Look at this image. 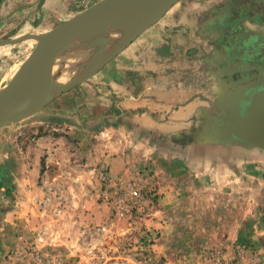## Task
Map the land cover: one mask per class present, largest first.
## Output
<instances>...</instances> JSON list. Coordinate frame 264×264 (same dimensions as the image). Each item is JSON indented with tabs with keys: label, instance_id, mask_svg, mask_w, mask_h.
Returning a JSON list of instances; mask_svg holds the SVG:
<instances>
[{
	"label": "rangeland",
	"instance_id": "obj_1",
	"mask_svg": "<svg viewBox=\"0 0 264 264\" xmlns=\"http://www.w3.org/2000/svg\"><path fill=\"white\" fill-rule=\"evenodd\" d=\"M35 42L22 41L11 48L20 55L14 61L24 60ZM0 61L1 77L11 58L1 56ZM56 100L46 107L54 115L42 111L9 125H22L25 134L19 147L15 139L7 140L0 170V264H264V149L215 141L216 137H156L159 150L144 146L127 167L115 171L106 156L113 150L106 145L111 136L98 130L94 137L81 125V152L69 161L78 168L57 175L60 183L51 175L55 179L43 201L49 153L42 151L39 140L48 132H60L53 129ZM193 126L198 132L196 123ZM72 177L78 180L73 183ZM173 177L183 182L170 185ZM118 178L125 184L116 188L112 180ZM184 180L192 182L187 185ZM130 184L139 186L141 194H128L131 210L119 216L109 197L117 190L125 192ZM177 192L180 199L165 205L173 208L171 216L159 218L161 200ZM167 222L170 232L164 228ZM198 222L202 232L195 231ZM108 225L113 228L109 240L98 234L100 229L108 232ZM81 227L92 230L82 233ZM69 242L82 245L85 249L79 252L86 251L89 261L70 257ZM161 242L166 255L157 252Z\"/></svg>",
	"mask_w": 264,
	"mask_h": 264
},
{
	"label": "crops",
	"instance_id": "obj_2",
	"mask_svg": "<svg viewBox=\"0 0 264 264\" xmlns=\"http://www.w3.org/2000/svg\"><path fill=\"white\" fill-rule=\"evenodd\" d=\"M98 1L0 0V41H4L0 43V60L1 56L11 58V65L7 64L5 75L0 77V86L13 78L34 50L17 63L14 60L20 55L11 48L28 40L36 41L35 48L38 40L33 35L53 29ZM102 36L112 41L110 32ZM124 39L125 33L113 47L109 46L111 41L106 47L99 42L95 46L96 57L100 51H117ZM257 79H264V0H180L159 21L126 42L72 94L69 90L57 98V125L53 129L60 132H48L39 140L42 151L49 153L42 200L48 198L55 179L51 175L55 174L56 183H60L58 176L65 169L78 168L69 161L80 155L81 125L94 137L98 130L111 136L106 145L114 151L106 155L108 165L121 170L144 146L149 151L159 150L156 137H218V121L234 103L238 86ZM46 111L54 115L53 110ZM194 123L198 127L196 133L192 131ZM9 127L0 130V170L7 140L11 143L15 139V146L19 147L18 140L25 134L22 125ZM177 167L180 169L181 165ZM169 169L175 172L174 166ZM72 178L73 183L78 180ZM180 182V178L173 177L169 184L177 186ZM191 182L184 180L187 185ZM180 196L178 192L164 196L156 213L159 218L171 216L173 208L166 209L165 205L173 206ZM191 197L195 200L196 195ZM197 226L195 231L204 230L199 222ZM171 227L168 222L164 226L169 232ZM106 229L108 232L100 229L98 234L109 240L113 228L108 225ZM91 230L80 228L82 233ZM66 245L74 260L89 261L86 251L79 252L85 249L82 245ZM157 252L166 255L164 242L157 245Z\"/></svg>",
	"mask_w": 264,
	"mask_h": 264
},
{
	"label": "water",
	"instance_id": "obj_3",
	"mask_svg": "<svg viewBox=\"0 0 264 264\" xmlns=\"http://www.w3.org/2000/svg\"><path fill=\"white\" fill-rule=\"evenodd\" d=\"M179 1L99 0L53 29L33 35L37 46L10 82L0 88V129L46 111L50 103L85 82L126 42L159 21ZM113 30H123L125 42L117 51H100L96 57V44L102 42L106 47L111 41L102 34ZM65 70L70 77L60 80ZM236 96L218 121L220 134L215 141L264 149V79L243 82Z\"/></svg>",
	"mask_w": 264,
	"mask_h": 264
},
{
	"label": "built area",
	"instance_id": "obj_4",
	"mask_svg": "<svg viewBox=\"0 0 264 264\" xmlns=\"http://www.w3.org/2000/svg\"><path fill=\"white\" fill-rule=\"evenodd\" d=\"M137 174H139V172ZM112 182L113 185H116V188L125 184V180L122 178H118L117 180L113 179ZM125 187L127 188L125 192L121 193L120 190H117L115 195L112 194L109 197L114 205L115 213L119 216H123L129 210H131L130 208H128L126 204V201L129 199L127 198V195L130 194L129 197L131 198V197H138L141 194V189L139 188V186L135 184H130L129 187L127 186Z\"/></svg>",
	"mask_w": 264,
	"mask_h": 264
},
{
	"label": "bare ground",
	"instance_id": "obj_5",
	"mask_svg": "<svg viewBox=\"0 0 264 264\" xmlns=\"http://www.w3.org/2000/svg\"><path fill=\"white\" fill-rule=\"evenodd\" d=\"M110 34L112 35V41L109 44V46L113 47L119 42L121 36H123V34H124V31L123 30H113V31H110ZM81 53H82V58H83L84 52L82 51ZM86 62L87 61H85L84 64ZM69 77H70V73L65 70V71H62L61 76H60V80H67Z\"/></svg>",
	"mask_w": 264,
	"mask_h": 264
}]
</instances>
